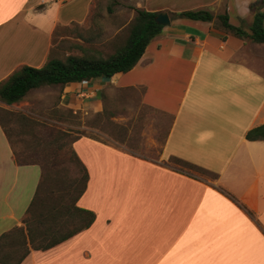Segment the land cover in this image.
<instances>
[{"label": "crops", "instance_id": "obj_1", "mask_svg": "<svg viewBox=\"0 0 264 264\" xmlns=\"http://www.w3.org/2000/svg\"><path fill=\"white\" fill-rule=\"evenodd\" d=\"M169 1L132 5L167 12L170 23L129 71L32 89L54 88L59 106L98 115L129 110L133 99L120 94L140 90V104L169 125L154 158L79 136L71 148L88 178L77 206L94 212V221L19 264H264V139L245 137L264 123V44L215 27V16L226 13L247 29L256 0ZM97 3L0 0V81L23 65L41 67L55 31L89 27L102 14ZM186 4L214 18L172 16ZM113 27L112 36L123 26ZM40 174L39 165L15 161L0 125V235L21 225Z\"/></svg>", "mask_w": 264, "mask_h": 264}, {"label": "trees", "instance_id": "obj_2", "mask_svg": "<svg viewBox=\"0 0 264 264\" xmlns=\"http://www.w3.org/2000/svg\"><path fill=\"white\" fill-rule=\"evenodd\" d=\"M116 4L117 0H109L106 5L107 13H111ZM130 8L134 10V15L128 23L127 35L121 43L115 41L112 52L68 54L64 58L48 56L41 67L23 65L0 81V101L8 105L18 103L35 88L80 83L100 77L109 78L132 69L150 40L161 33L163 26L154 21L158 12L132 6ZM249 8L253 12V18L247 29L231 25L226 13L215 16V27L235 36L248 38L254 43L264 44V0H256ZM172 16L200 21H211L214 18L205 9L180 11ZM12 115L20 130L18 135L23 134L25 127L42 126L21 112H13ZM0 125L15 161L18 164H37L41 169L39 182L21 219V225L0 235V264H19L30 250H46L88 228L94 221L95 214L77 206V200L86 188L88 175L72 148L68 152L63 151L65 143H59L50 151V155L44 154L43 159H36L21 150L17 151V145L1 118ZM59 136L57 132L55 137L58 141ZM79 136H73L70 143ZM245 137L248 140H263L264 123L248 130ZM21 144L26 146L22 141ZM40 144L37 143L33 149ZM55 184H60L61 188L55 190ZM54 191L58 192L57 197L51 199ZM48 198L51 199L50 202Z\"/></svg>", "mask_w": 264, "mask_h": 264}, {"label": "rangeland", "instance_id": "obj_3", "mask_svg": "<svg viewBox=\"0 0 264 264\" xmlns=\"http://www.w3.org/2000/svg\"><path fill=\"white\" fill-rule=\"evenodd\" d=\"M135 1L137 0H117L113 9L115 11L120 9L121 14L117 12L108 14L105 8L109 0H98L97 6L102 10V14L98 16L93 14L89 27L84 30L78 26L57 29L53 35L48 56L64 58L68 54H94L96 51L100 54H108L112 52L115 41L121 43L127 35L128 23L133 18L130 6ZM162 1L163 3L170 2L169 0ZM187 6L190 5H182L184 9L186 8L185 10H196ZM117 21H120L123 27L112 36L115 29L113 24ZM81 39L82 42H80ZM53 89L45 87L32 90L23 101L7 108L0 107V118L6 124L13 142L17 145V151L21 150L28 156L43 159L44 154L50 155V151L59 143H65L63 151L68 152L71 148L70 139L73 136L86 134L102 140L118 141L129 151L147 158L157 156L160 143L169 125V118L141 105L140 90L120 94L133 99L134 104L129 110L126 109L123 113H119L120 107L116 105L117 108H109L110 113L98 115L93 112L87 114L83 111L73 112L71 109L59 106V96ZM111 111L114 113L112 114ZM13 112H21L42 126L25 127L23 134L18 135L20 130L14 121ZM57 132L60 134V141L55 137ZM21 141L26 146H23ZM37 143L41 144L33 149ZM175 164L177 167L194 172L180 162L175 161ZM60 188V184L54 185L55 190ZM57 193L54 191L51 199L56 198ZM51 199L48 198V202Z\"/></svg>", "mask_w": 264, "mask_h": 264}, {"label": "water", "instance_id": "obj_4", "mask_svg": "<svg viewBox=\"0 0 264 264\" xmlns=\"http://www.w3.org/2000/svg\"><path fill=\"white\" fill-rule=\"evenodd\" d=\"M154 21L162 26H166L170 23L169 16L166 12H158L154 17Z\"/></svg>", "mask_w": 264, "mask_h": 264}, {"label": "built area", "instance_id": "obj_5", "mask_svg": "<svg viewBox=\"0 0 264 264\" xmlns=\"http://www.w3.org/2000/svg\"><path fill=\"white\" fill-rule=\"evenodd\" d=\"M58 1H69V0H58Z\"/></svg>", "mask_w": 264, "mask_h": 264}]
</instances>
